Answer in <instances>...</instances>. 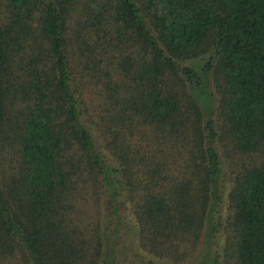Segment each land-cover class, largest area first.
<instances>
[{"label":"trees","instance_id":"16d2710c","mask_svg":"<svg viewBox=\"0 0 264 264\" xmlns=\"http://www.w3.org/2000/svg\"><path fill=\"white\" fill-rule=\"evenodd\" d=\"M127 216L143 264H264V0H0V264H138Z\"/></svg>","mask_w":264,"mask_h":264},{"label":"rangeland","instance_id":"374dc122","mask_svg":"<svg viewBox=\"0 0 264 264\" xmlns=\"http://www.w3.org/2000/svg\"><path fill=\"white\" fill-rule=\"evenodd\" d=\"M78 85V84H77ZM80 83L78 85V87L80 88ZM81 90L84 92V96L87 94L88 95V90L87 88L83 87ZM92 106L90 105L89 108V113L92 114L93 110H92ZM81 122L88 127V129L90 130V133L93 137V139L95 140L96 144L99 145V137L97 135V133L95 132V130L90 126L89 122L86 120V116L82 115L81 118ZM133 227H134V221L127 216L125 219V225L122 228V233H121V239L119 241L118 247H117V252L120 253L122 256L124 255L126 258V262L127 263H131L132 261H134L135 263L138 264H143L141 261H146L149 256L144 254V252H142L141 250L137 249L136 247V241H135V237H134V233H133ZM220 233V232H219ZM215 234V238L214 241L217 244L218 250H219V246H221L222 243V237L221 234ZM216 247V246H215ZM138 253V255H134V253ZM139 256H141V259L138 258ZM153 261L157 264L162 263L160 260L157 259H153Z\"/></svg>","mask_w":264,"mask_h":264}]
</instances>
